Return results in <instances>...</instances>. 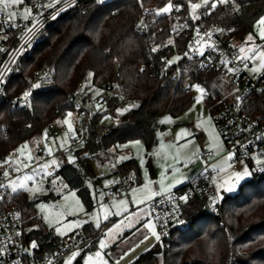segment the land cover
<instances>
[{
  "label": "trees",
  "instance_id": "1",
  "mask_svg": "<svg viewBox=\"0 0 264 264\" xmlns=\"http://www.w3.org/2000/svg\"><path fill=\"white\" fill-rule=\"evenodd\" d=\"M179 1L89 3L83 10L69 13L52 26L49 38L38 43L22 60L19 71L8 79L6 89L8 97H18L26 87L24 76L43 67L54 73V86L35 96L33 117L27 111L11 108L7 102L0 103V161L6 159L12 149L42 134L47 124L57 117L58 111L72 107L67 92L73 90L81 79L88 78L89 73L98 83L118 75L123 79L125 93L139 100L136 109L121 114L116 127L103 139L104 146L111 148L131 139H139L148 146L153 144L156 119L167 112L175 115L185 110L193 101L190 85L195 81L206 84L215 76L198 70L195 62L185 70L183 59L164 60L180 55L187 43L185 35L178 36L173 30L170 14H157L153 22L149 18L147 35L135 29L143 7L159 10L169 2L177 4ZM188 5L182 3L183 11ZM262 15L264 0H234V4L226 6L203 7L198 19L200 23L222 22L233 27L231 37L238 46L239 41L253 32ZM164 67L168 73L161 75L160 69ZM177 67L181 71L174 76ZM188 76L191 84L185 86ZM213 94L210 92L205 96L210 111ZM94 139L90 147L77 152V163H67L56 171L79 189L89 208L92 200L83 185L85 179L95 173L92 160L80 159L78 155L84 151L93 152L98 146ZM118 169L123 173H138L134 159L120 163ZM151 172L154 174L153 170ZM136 178L138 181L139 176ZM186 185L177 189L182 190ZM11 195L24 220V244L29 247L33 241L38 243L39 247L33 248L34 255L52 254L61 237L42 224L35 202L22 192ZM202 203L197 197L188 202L189 216L194 218L192 224L162 255L147 250L130 264H226L229 246L234 250L249 248L252 252L237 263L264 264V175L255 173L241 185L236 195L225 196L221 216L204 213ZM83 230L92 235L101 231L91 227ZM99 238L82 252L93 249ZM79 263L77 260L76 264Z\"/></svg>",
  "mask_w": 264,
  "mask_h": 264
},
{
  "label": "built area",
  "instance_id": "2",
  "mask_svg": "<svg viewBox=\"0 0 264 264\" xmlns=\"http://www.w3.org/2000/svg\"><path fill=\"white\" fill-rule=\"evenodd\" d=\"M109 1L26 0V4L20 6L22 14L10 19L6 12H0V103L7 102L11 108L27 111L33 117L35 96L54 86V73L43 67L25 75L26 87L14 98L7 96L8 79L19 71L22 60L32 53L34 47L49 38L50 29L63 17L83 10L89 3L103 5ZM180 1L171 3L170 16L176 34L187 37L184 51L179 55V59L185 61V70L195 62L198 70L224 76L239 90V95L230 99L219 94L212 96L211 114L230 166L241 170L250 165L255 173L264 175V74L250 73L254 66L252 57L261 44L254 45L247 57L241 56L237 43L231 37L233 27L229 28L222 22L200 23L199 19L189 16L188 8L186 11L182 9V3L189 4L190 0ZM157 14L154 7H143L135 29L147 35L148 19L153 22ZM170 58L164 60L170 62ZM180 71L181 68L177 67L174 76H178ZM166 73L167 67L160 69L161 75ZM190 84L191 77L188 76L185 86ZM26 92L29 93L27 98L24 96ZM67 94L73 102L72 107L58 111L57 117L47 124L42 131L43 144L33 152L31 149L20 151L19 148L9 152L8 156L12 161L16 160L22 170L16 172L8 163L0 167V264H60L69 252L87 249L103 234L92 235L83 230L62 237L52 254L37 256L34 251L28 252L24 244L25 224L21 210L6 187V183L16 176L31 174L29 186L32 187L56 173L58 166L54 161L58 156L77 154L80 149L90 147L95 137L96 149L84 151L78 157L89 160L101 155L111 157L117 168L118 184L109 191V195H128L137 182L135 174L118 169L117 158L103 144V139L116 127L121 114L139 105V100L125 93L123 79L118 75L102 83L81 79ZM58 121H61V126H58ZM217 154L211 148L203 149L202 168L184 189L172 190L149 201L151 216L158 225L160 236L151 247L153 254L162 255L191 226L194 218L189 216L187 205L194 197L203 201L204 213L221 216L223 200L215 186V178L220 173L214 165ZM240 255L239 250L232 249L227 264L237 263Z\"/></svg>",
  "mask_w": 264,
  "mask_h": 264
},
{
  "label": "rangeland",
  "instance_id": "3",
  "mask_svg": "<svg viewBox=\"0 0 264 264\" xmlns=\"http://www.w3.org/2000/svg\"><path fill=\"white\" fill-rule=\"evenodd\" d=\"M230 3L234 4V0H228L226 3H219L218 0H192L188 5V14L197 20L203 7H212L213 4L226 6ZM24 4L26 0H20L19 3L10 6L6 13L15 12V16L22 14L23 9L20 6ZM170 5L171 2L159 9L158 13L171 14ZM194 5L199 7H193ZM165 8H168V11H163ZM258 21L253 32L249 34L252 39L248 40V35L238 42V50L243 57H247L253 51L254 45L261 44L258 52L252 57L254 66L250 70L251 74H264V57L261 56V53H264V38L260 35L264 25H259ZM178 58L179 55H174L170 62H175ZM91 79L92 75L88 76V80ZM190 88L193 101L189 107L175 115L167 112L156 119L153 144L148 146L139 139H131L107 148L109 153L115 155L119 164L129 159L137 162L138 173L131 172L139 176L140 180L130 192L131 201L124 197L109 195V191L118 184L117 168L109 155L93 159L91 164L95 176L85 179L83 188L90 194L92 200L90 208L80 195L79 189L72 186L59 172L49 175L47 179L35 183L32 187L29 186L31 174L22 173L6 183L11 194L22 192L30 201L36 203V213L42 224L55 236L61 238L70 236L83 231L86 227L101 229L100 232L103 234L93 249L85 252L71 251L60 264H76L77 260H80L79 264H130L141 253L151 250L152 245L158 241L153 235V232L159 235L158 225L145 203L170 192L175 184L188 183L191 178L188 176L189 170L200 163L203 149L211 148L216 153L224 149V143L214 125L213 115L205 104V96L210 92L227 99L239 95V90L234 88L226 77L220 75H215L206 84L195 81ZM57 124L61 126L62 123L58 121ZM42 144L43 134H40L19 146V150L31 149L33 152ZM77 160L76 154H68L58 156L54 162L58 167H62L67 163H77ZM5 163L13 166L16 172L22 170L19 163L16 160L12 161L9 156L4 162L0 161V167ZM226 163V160L217 163L221 170L215 178V186L221 200L225 196L236 195L241 185L255 174L250 165L235 170L230 166V161ZM245 170L247 175L238 180L235 174L244 173ZM229 188L232 190L229 191ZM47 195L53 197L45 198ZM142 243L150 249H144L133 259L123 263V259ZM36 247L39 245L33 241L27 250L31 253ZM232 249L234 250L233 247H228L226 264ZM238 250L241 254L240 260L252 254L249 248Z\"/></svg>",
  "mask_w": 264,
  "mask_h": 264
},
{
  "label": "crops",
  "instance_id": "4",
  "mask_svg": "<svg viewBox=\"0 0 264 264\" xmlns=\"http://www.w3.org/2000/svg\"><path fill=\"white\" fill-rule=\"evenodd\" d=\"M224 146V145H223ZM218 157L216 158V161L214 162V165L219 169V170H221L220 168H219V166L217 165V163L219 162V161H222V160H226L227 161V163L229 162V156L228 155H226L225 154V152H224V149L223 150H221V152H219L218 154ZM226 163V164H227ZM202 165H203V162H202V160L200 159V163H198V165L197 166H195L194 168H192V169H190L189 170V174H188V176H190L191 178L194 176V175H196L200 170H201V168H202ZM190 178V179H191ZM139 178H138V181H137V183L139 182ZM190 181V180H189ZM188 181V182H189ZM187 183H185V184H183V185H179V184H175V185H173L172 187H171V191L172 190H175V189H177V188H180V187H182V186H184V185H186ZM117 187V185L115 186V188ZM131 192V191H130ZM130 192H129V194L128 195H122V196H120V197H124L125 199L127 198L129 201H131V196H130ZM149 203V202H148ZM148 203H145V206L147 207H149V204ZM150 209V208H149ZM150 249V247L149 246H147V245H145L144 243H142V244H140V245H138L135 249H133L130 253H129V255L127 256V257H125L123 260H124V262L123 263H126V262H128L129 260H131V259H133L134 257H136L139 253H141L144 249Z\"/></svg>",
  "mask_w": 264,
  "mask_h": 264
},
{
  "label": "snow or ice",
  "instance_id": "5",
  "mask_svg": "<svg viewBox=\"0 0 264 264\" xmlns=\"http://www.w3.org/2000/svg\"><path fill=\"white\" fill-rule=\"evenodd\" d=\"M19 2H20V0H0V12H7V9L10 6L15 5V4L19 3ZM218 2L219 3H226V2H228V0H218ZM215 6H216L215 4L212 5V7H215ZM169 7H171V5ZM193 7H199V5H194ZM163 11H165V12L168 11V8L163 9ZM8 15H9V18L11 19L12 17H14L16 15V13L15 12H9ZM258 24L259 25H264V17H262L258 21ZM260 35H261V38H264V28L261 29ZM251 39H252V36L249 35L248 40H251ZM241 51H243V49H241ZM261 56L264 57V53H261ZM91 75L92 74L89 73V76H91ZM34 87H39V85H35ZM28 95H29V93L26 92L24 94L25 98H27ZM69 115H71V114H69ZM121 159H123V158H121ZM258 163H259V161H258ZM5 175L7 176L8 173L5 172ZM235 175H236L238 180L242 179L244 175H247V170H245L244 173H236ZM228 190L231 191L232 189L229 188ZM13 191H15V188H13ZM154 195H155V193H154ZM183 199H186V197H184ZM153 235H155L157 240L160 239V236L158 234H156L155 232H153ZM33 247H35V245H33ZM97 255H99V253H97Z\"/></svg>",
  "mask_w": 264,
  "mask_h": 264
}]
</instances>
